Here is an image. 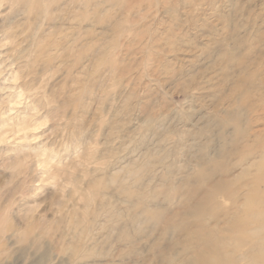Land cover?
Returning a JSON list of instances; mask_svg holds the SVG:
<instances>
[{
    "label": "rangeland",
    "instance_id": "374dc122",
    "mask_svg": "<svg viewBox=\"0 0 264 264\" xmlns=\"http://www.w3.org/2000/svg\"><path fill=\"white\" fill-rule=\"evenodd\" d=\"M229 40L248 56L264 51L261 0H0V188L8 185L0 198L25 197L7 215L0 207V237L75 206L102 222L94 243L115 245L121 264H144L140 225L184 229L177 217L190 207L180 201L190 184L210 223H225L228 213L214 205L232 192L210 178L264 154V110L245 105L243 123L223 114L244 101L247 83L245 62L225 59ZM193 94L200 115L189 123L182 102ZM160 116L179 137L171 146L155 128L144 135ZM208 116L230 141L229 159L191 150L205 142L198 123ZM21 171L27 184L15 178ZM41 243L36 264H48L59 248L47 236Z\"/></svg>",
    "mask_w": 264,
    "mask_h": 264
},
{
    "label": "clouds",
    "instance_id": "9594fccd",
    "mask_svg": "<svg viewBox=\"0 0 264 264\" xmlns=\"http://www.w3.org/2000/svg\"><path fill=\"white\" fill-rule=\"evenodd\" d=\"M41 7L48 5L44 4ZM261 12L264 13V0H261ZM227 43L230 47L224 52L225 59L230 64L245 62L247 83L245 92L242 93L245 96L244 101L241 102L238 96V106L233 111L223 114L229 121L235 118L243 123L247 115L245 105H255L264 110V51L257 50L248 56L244 47L236 46L238 40H229ZM252 57H256V60L248 64L247 61ZM148 67L142 65V75L154 80V75L149 74ZM195 104L194 94L185 96L182 102V108L187 110L189 123L200 115ZM144 127L145 136L155 128L158 133L169 138L164 141L169 146L179 139L178 135H174L164 126L162 116L145 122ZM198 127L205 142H193L191 150L202 153V158L219 159L223 156L229 159L230 141L221 137L219 120L214 116H208L199 121ZM231 132L229 124V127L224 129V136L229 137ZM238 169L245 170L244 176L239 183H232V177ZM20 177H23L27 184L29 176L21 171L15 175L16 179ZM210 179L219 181L231 189L232 195L228 196L226 201L214 205L215 208L228 213L225 223L220 225L210 223L211 210L193 199L195 185H188V190L180 197V201L187 198L186 202L190 207L187 213L177 217L178 222L185 226L184 229L177 231L174 226L168 225L161 232L151 220H145L140 225L146 238V242H141L139 248L145 255L144 264H256L254 254L258 251L264 255V154L240 160L229 172L219 173ZM208 181L209 177L205 174L204 186ZM7 187L8 185H5L0 188V192H4ZM24 200L25 197L17 193L6 204L3 198H0V207L5 209L7 215L11 208L23 206ZM78 211L75 206L68 209L67 205H64L56 214L59 219H53L51 223L30 227L27 230L21 228L12 234H9L10 230L5 227L4 234L0 237V264H36L35 255L47 248V244L44 243L37 247V243L45 236L55 241L59 248V255L56 259L49 258L48 264H121L116 258L115 245L104 250L89 238L101 230L102 222L82 219L77 215ZM149 225L153 226L150 228ZM30 241L32 251L24 247ZM261 264H264V261Z\"/></svg>",
    "mask_w": 264,
    "mask_h": 264
},
{
    "label": "bare ground",
    "instance_id": "6f19581e",
    "mask_svg": "<svg viewBox=\"0 0 264 264\" xmlns=\"http://www.w3.org/2000/svg\"><path fill=\"white\" fill-rule=\"evenodd\" d=\"M260 134H262V133H260ZM253 138V137H252ZM261 139V138H260ZM251 145V144H250ZM254 147V146H253ZM255 147H257V146H255ZM259 147H261V146H259ZM263 149V148H262ZM249 151H251V150H249ZM261 151V150H260ZM262 152V151H261ZM243 153H245V152H243ZM255 157V156H254ZM257 157V156H256ZM225 172V171H224ZM226 173V172H225ZM241 177H243V176H241ZM209 194V193H208ZM225 198V197H224ZM215 212V211H214ZM187 213V212H186ZM228 215V214H227ZM227 215H225V216H227ZM221 219V218H220ZM227 219V218H226ZM218 221V220H217ZM226 221V220H225ZM217 223V222H216ZM220 223V222H219ZM222 224H223V222H221ZM171 225V224H170ZM217 225V224H216ZM254 260H255V262H256V264H261V262L262 261H264V255H262L261 253H259L258 251L254 254Z\"/></svg>",
    "mask_w": 264,
    "mask_h": 264
}]
</instances>
